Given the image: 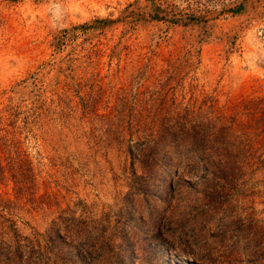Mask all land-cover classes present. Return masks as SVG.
Listing matches in <instances>:
<instances>
[{
	"label": "rangeland",
	"instance_id": "obj_1",
	"mask_svg": "<svg viewBox=\"0 0 264 264\" xmlns=\"http://www.w3.org/2000/svg\"><path fill=\"white\" fill-rule=\"evenodd\" d=\"M65 207L105 264H264V0H0V264Z\"/></svg>",
	"mask_w": 264,
	"mask_h": 264
},
{
	"label": "trees",
	"instance_id": "obj_2",
	"mask_svg": "<svg viewBox=\"0 0 264 264\" xmlns=\"http://www.w3.org/2000/svg\"><path fill=\"white\" fill-rule=\"evenodd\" d=\"M74 212L68 207L62 208L43 232L32 229L28 234L19 233L15 222L9 220L8 238L13 245L8 250V260H14L15 264H41L34 258L37 252V255L45 253L44 264H103L116 246L113 239L104 235L105 226L96 233L100 223L106 220L94 218L85 211L80 215Z\"/></svg>",
	"mask_w": 264,
	"mask_h": 264
}]
</instances>
